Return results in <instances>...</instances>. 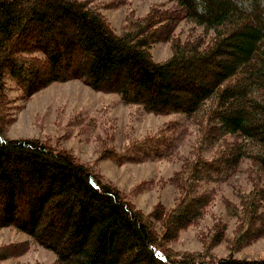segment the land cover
<instances>
[{"label":"trees","instance_id":"trees-1","mask_svg":"<svg viewBox=\"0 0 264 264\" xmlns=\"http://www.w3.org/2000/svg\"><path fill=\"white\" fill-rule=\"evenodd\" d=\"M171 1L131 12L118 33L95 0H0V226L25 231L56 254L28 264H264L232 254L264 237V0ZM184 20L191 24L185 37L175 33ZM158 41L170 42L164 60L153 56ZM7 77L26 100L54 81L77 79L176 120L121 150L112 136L100 138L96 161H84L61 137L7 135ZM179 158L166 180L178 190L175 204L159 202L150 212L131 198L149 181L127 192L98 167L103 159ZM241 170L251 187L226 203L237 220L231 253L208 248L226 237L224 221L203 237L204 250L172 248L182 229L203 219L216 185ZM30 248L29 239L0 245V260Z\"/></svg>","mask_w":264,"mask_h":264},{"label":"rangeland","instance_id":"rangeland-1","mask_svg":"<svg viewBox=\"0 0 264 264\" xmlns=\"http://www.w3.org/2000/svg\"><path fill=\"white\" fill-rule=\"evenodd\" d=\"M95 1L103 7V12L118 33H121L126 17L131 12L143 15L153 5L174 6L171 0ZM190 25L182 21L175 33L185 37ZM152 52L155 60L166 59L171 55L170 42H156ZM6 93V112L11 117L5 125L7 135L49 138L52 142L61 137L60 145L89 162L96 161L98 157L100 138L108 140L112 136L114 145L121 150L130 140L155 132L164 123L176 120L175 114L158 115L142 111L136 105H126L121 102L118 93L96 90L77 79L54 81L26 100L16 81L7 77ZM194 138L195 134L185 137L179 152L181 156L188 154ZM181 163L182 158L124 164L103 159L98 161V167L127 192H131L139 183L149 181L144 190L132 193L131 198L143 211L150 212L159 202L167 208L175 204L178 190L166 180L181 167ZM247 164L244 163L242 168H246ZM216 186L215 199L203 219L182 229L177 239L170 244L172 248L181 252L204 250L203 237L212 231L214 223L224 221L227 223L226 237L208 248L214 256H227L231 253L229 242L234 236L237 220L228 214L226 203L228 200L239 202L236 189L248 190L251 185L241 170L228 181ZM27 239L31 241V248L27 252L11 255L0 260V264L48 263L55 260V252L37 244L27 232L14 226H0V245ZM232 254L239 258H264V237L233 250Z\"/></svg>","mask_w":264,"mask_h":264}]
</instances>
